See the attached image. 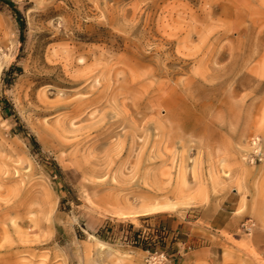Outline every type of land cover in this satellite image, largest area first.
<instances>
[{
	"label": "rangeland",
	"instance_id": "rangeland-1",
	"mask_svg": "<svg viewBox=\"0 0 264 264\" xmlns=\"http://www.w3.org/2000/svg\"><path fill=\"white\" fill-rule=\"evenodd\" d=\"M8 1L0 264H264V0Z\"/></svg>",
	"mask_w": 264,
	"mask_h": 264
},
{
	"label": "built area",
	"instance_id": "built-area-1",
	"mask_svg": "<svg viewBox=\"0 0 264 264\" xmlns=\"http://www.w3.org/2000/svg\"><path fill=\"white\" fill-rule=\"evenodd\" d=\"M147 264H168V259L164 254L161 255H150L146 260Z\"/></svg>",
	"mask_w": 264,
	"mask_h": 264
},
{
	"label": "trees",
	"instance_id": "trees-1",
	"mask_svg": "<svg viewBox=\"0 0 264 264\" xmlns=\"http://www.w3.org/2000/svg\"><path fill=\"white\" fill-rule=\"evenodd\" d=\"M2 2H4L5 4H7V5H9V6H13V4L10 2V1H8V0H2ZM18 15H19V13H17Z\"/></svg>",
	"mask_w": 264,
	"mask_h": 264
}]
</instances>
